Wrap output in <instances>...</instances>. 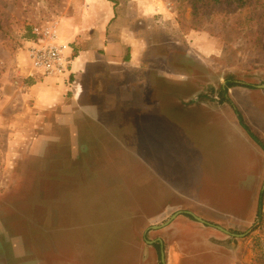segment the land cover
Returning <instances> with one entry per match:
<instances>
[{
    "label": "rangeland",
    "instance_id": "obj_1",
    "mask_svg": "<svg viewBox=\"0 0 264 264\" xmlns=\"http://www.w3.org/2000/svg\"><path fill=\"white\" fill-rule=\"evenodd\" d=\"M163 1L172 17L144 23L147 64L118 87L102 76L66 127L27 98L25 39L73 0H0V264H160L158 238L165 264H264V0L198 17ZM200 176L211 192L184 183ZM180 210L245 235L185 214L145 234Z\"/></svg>",
    "mask_w": 264,
    "mask_h": 264
},
{
    "label": "crops",
    "instance_id": "obj_2",
    "mask_svg": "<svg viewBox=\"0 0 264 264\" xmlns=\"http://www.w3.org/2000/svg\"><path fill=\"white\" fill-rule=\"evenodd\" d=\"M117 1L73 0V8L70 13L55 20L60 39L71 44L68 54L72 56V68L71 72L65 76L42 77L38 74L31 76L30 66L27 65L25 72L27 77H30L27 98L33 99L34 103L32 104L35 112L52 111L56 116V121L66 122L67 124L63 126L74 127L79 117L89 110V102H84L86 90L97 92L102 87L106 88L103 86L105 80L101 78L102 76L106 75L110 78L111 84L118 87L115 77L121 74L125 80L127 69L138 70L147 64L144 52L148 47L149 40L143 31L146 33L147 29L152 28L153 25L146 24L145 26L144 23L146 19H153L156 23L168 19L172 17L170 16L171 10L166 7L163 0H121L119 5H128V8L124 6L126 12H123L119 9ZM135 25H138V29L135 28ZM142 54L144 57L141 56ZM119 66L122 67L121 70ZM115 67L119 70L118 74L115 72ZM99 69L102 70H100L101 73H98ZM98 75H100L99 78ZM129 92L132 93L131 90ZM124 94L123 92L122 95ZM132 95L134 94L132 93ZM95 98L97 100V97ZM225 98L228 101V97ZM95 102L93 101L90 105ZM218 108L223 109L222 106H218ZM157 110L155 115H143L146 117L157 116L161 109L157 108ZM58 113L59 115H56ZM208 120L211 122L210 118ZM192 121L194 124L201 122L197 118ZM239 124L240 122L235 126L244 129ZM189 150L199 152L200 147L189 148ZM211 162L213 164L219 160ZM209 177L208 172V179ZM226 177V184L237 185L236 178ZM201 178L197 177L193 184L185 181L184 183L187 186H197L194 188V192H211L208 189L207 181ZM176 190L179 192L180 188L176 187ZM233 191L238 192V189ZM239 192L244 193L243 190H239ZM182 216L184 215L178 216L174 221Z\"/></svg>",
    "mask_w": 264,
    "mask_h": 264
},
{
    "label": "built area",
    "instance_id": "obj_3",
    "mask_svg": "<svg viewBox=\"0 0 264 264\" xmlns=\"http://www.w3.org/2000/svg\"><path fill=\"white\" fill-rule=\"evenodd\" d=\"M32 37L25 39V54L30 75L65 76L71 72L70 43L60 39L56 21L36 25Z\"/></svg>",
    "mask_w": 264,
    "mask_h": 264
},
{
    "label": "trees",
    "instance_id": "obj_4",
    "mask_svg": "<svg viewBox=\"0 0 264 264\" xmlns=\"http://www.w3.org/2000/svg\"><path fill=\"white\" fill-rule=\"evenodd\" d=\"M113 1L114 0H110ZM181 1H188V4L191 7V14L193 16L198 17L200 14L201 9H204L206 7H210L212 5V7H221L223 5H225L226 7H231L232 4H236L237 8H242L244 7V5L249 1V0H181ZM32 32L31 34H29L28 38L32 37ZM238 84H235L233 82H228L226 85V91L228 92V89L234 86H237ZM224 101H226L227 99L224 98ZM237 115L240 121V124L243 126V128L249 133V135L258 141V138L255 136V134L250 130L249 126L245 123L243 115L237 111ZM263 146V145H262ZM264 148V147H263ZM156 246L159 248V244H156ZM160 264H163L162 262H160Z\"/></svg>",
    "mask_w": 264,
    "mask_h": 264
},
{
    "label": "water",
    "instance_id": "obj_5",
    "mask_svg": "<svg viewBox=\"0 0 264 264\" xmlns=\"http://www.w3.org/2000/svg\"><path fill=\"white\" fill-rule=\"evenodd\" d=\"M257 87L259 88H262L264 89V84L262 85H258ZM184 214H187V215H190L192 216L196 221L200 222L201 224L203 225H207V226H211V227H214L228 235H231V236H234V237H242L244 236L245 234H237V233H233L231 232L229 229H226L224 228L223 226L221 225H217V224H213L211 222H208L207 220H205L204 218H202L201 216H198L197 214H195L194 212L192 211H189V210H180V211H177L175 212L166 222H164L163 224H160V225H153V226H150L149 228H147L145 234L149 231V230H158V229H162L164 227H166L167 225H169L171 222H173L178 216L180 215H184ZM159 242L161 244V261L163 263L166 262V253H165V249H164V246H163V241L158 238L157 240H152V241H149L147 240L148 243L150 244H153L155 242Z\"/></svg>",
    "mask_w": 264,
    "mask_h": 264
},
{
    "label": "flooded vegetation",
    "instance_id": "obj_6",
    "mask_svg": "<svg viewBox=\"0 0 264 264\" xmlns=\"http://www.w3.org/2000/svg\"><path fill=\"white\" fill-rule=\"evenodd\" d=\"M190 211V210H189ZM186 216H189L190 218H192V219H194L192 216H190V215H187V214H185ZM203 218V217H202ZM195 220V219H194ZM206 220V219H205ZM208 221V220H207ZM209 222V221H208ZM218 225V224H217ZM205 226H207V225H205ZM225 228V227H224ZM227 229V228H226ZM152 241V240H151ZM156 244H160L158 241L157 242H155ZM155 243H153V244H155ZM164 246V245H163ZM160 247H161V244H160ZM165 249V248H164ZM166 253V252H165ZM160 254H161V251H160ZM162 262V261H161ZM163 263V262H162ZM163 264H165V263H163Z\"/></svg>",
    "mask_w": 264,
    "mask_h": 264
}]
</instances>
